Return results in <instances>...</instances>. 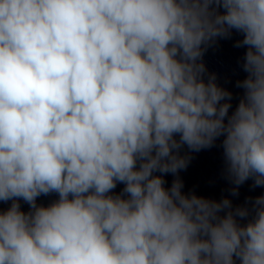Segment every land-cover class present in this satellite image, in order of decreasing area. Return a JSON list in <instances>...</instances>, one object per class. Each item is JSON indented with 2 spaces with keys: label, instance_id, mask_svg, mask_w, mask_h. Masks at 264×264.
Wrapping results in <instances>:
<instances>
[{
  "label": "clouds",
  "instance_id": "obj_1",
  "mask_svg": "<svg viewBox=\"0 0 264 264\" xmlns=\"http://www.w3.org/2000/svg\"><path fill=\"white\" fill-rule=\"evenodd\" d=\"M233 32L234 110L203 61ZM218 141L229 196L185 193ZM248 181L264 188V0H0V264H264V194L232 199Z\"/></svg>",
  "mask_w": 264,
  "mask_h": 264
}]
</instances>
